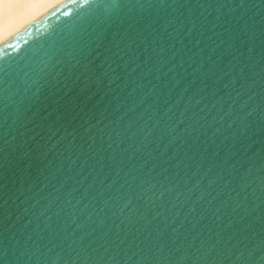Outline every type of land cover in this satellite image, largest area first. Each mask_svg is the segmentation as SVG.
Returning a JSON list of instances; mask_svg holds the SVG:
<instances>
[{"label":"snow or ice","instance_id":"obj_1","mask_svg":"<svg viewBox=\"0 0 264 264\" xmlns=\"http://www.w3.org/2000/svg\"><path fill=\"white\" fill-rule=\"evenodd\" d=\"M48 4L40 19L59 13L67 23L21 52L17 37L38 21L11 31L13 24ZM6 49L0 174L11 170L18 185L0 201V264H264V153L258 160L233 154L207 165L193 161L163 180L155 165H137L126 178H105L83 192L57 179L54 163L68 159L64 152L83 154L85 144L91 150L105 142L127 144L121 151L132 159L154 139L184 143L182 136L201 128L215 135L234 124L243 133L257 116L264 135V0H0V52ZM193 64L192 82L180 90L177 69ZM121 86L127 95L109 111L116 99L110 94ZM21 196L25 207L14 217L9 199ZM185 207L200 209V219L211 211L216 220L227 212L248 222H229L226 238L201 229L189 242L180 234L183 222L176 223ZM113 208L122 217L117 227L135 226L140 239L127 243L113 233L107 247L93 248L84 221Z\"/></svg>","mask_w":264,"mask_h":264},{"label":"water","instance_id":"obj_2","mask_svg":"<svg viewBox=\"0 0 264 264\" xmlns=\"http://www.w3.org/2000/svg\"><path fill=\"white\" fill-rule=\"evenodd\" d=\"M67 7L75 8V5L68 4ZM61 8L62 10H66L63 6H61ZM37 21V23L33 24L30 34L24 33L17 37V42L22 44L21 52L34 42L42 40L47 34L58 31L67 23L68 18L60 16L59 13H57L56 15H49L42 20L38 19ZM260 39V35L258 34L256 44L257 60H259L260 56ZM24 41H27L28 44H23ZM204 43H208V41H204ZM209 47H211L210 44ZM8 51L11 50L6 49L4 52H0V62L8 58L5 55V52ZM15 54V52H12L13 56ZM205 55H207V49H205ZM194 67L195 65L193 64L191 66H184L183 71L177 69L178 76L176 79L183 77V81L178 85L180 90L186 88L188 83L192 82L194 75L192 69ZM239 67L240 65L238 64L237 70H239ZM224 70L227 71L228 69L225 68ZM129 87L131 86L129 85ZM127 91L128 89L121 86L110 94L109 98L116 97V99L112 100V104L108 106L109 111L125 99ZM174 91L176 90L174 89ZM220 127L221 130L215 135H213L211 129L205 131L201 128L199 135L193 134L192 137L182 136L184 143H180L178 140L172 142L171 137L154 139L144 152H137L136 156L132 159H128V155L121 151V148L127 147V144L120 146L113 144L112 147H107V142H105V144L97 143L91 150L88 148V145L85 144L83 147V154L74 152L72 155H69L68 152H64V156H67L68 159L61 157L58 161H54L56 168L59 169V172L56 173V177L63 181L68 189L76 188L77 184H79L80 187L77 188V192H83L86 185H93V187H96L100 185L101 181L106 183L107 180L105 178L115 179L116 175L126 178L123 176V173L128 172L132 168H136L137 165H142L144 170L152 168L153 165H155L154 171L159 174L156 179L163 180L165 176L171 178L177 171H186L187 166L193 165V161L200 162L202 160L204 164L207 165L212 161L233 154V159L239 157L241 160L249 155L255 154V158L258 160L261 154L264 153V135H262L260 131L258 116L252 120L249 128L243 133L237 130L235 124L232 128L223 125ZM245 148L247 149L246 152ZM61 151H63V149H61ZM131 151L132 149L129 148L128 152L130 153ZM193 151H195V155L192 156V159L183 158L185 153L191 154ZM93 153H95V155H93ZM57 155H59V153ZM85 156L89 157V159H85ZM101 157H103L102 160ZM136 157L139 158L137 159ZM145 160L147 161L146 165L143 164ZM101 164L103 167H101ZM81 169H83V171H81ZM137 171H139V169H137ZM33 176L38 180H44L43 176H38L36 173H33ZM13 179L14 177H12L11 170L7 175L0 174V184H4V182L7 181L5 187L0 188V201L16 195L18 182L17 184H13ZM48 179L53 185L56 184V181L52 180L51 177ZM94 180L95 184H93ZM97 190L99 189L97 188ZM22 199V196L19 200L9 199V207L14 209V217L15 212L25 207V205L19 203ZM18 204L19 208L16 207ZM201 215L200 209H197L194 214L188 212L187 207L181 209L176 219V223L183 222V231L180 233L181 237H185L187 233L186 238L190 242L191 236L203 229V232L208 235L219 232L220 235L226 238L227 235L231 233L232 228H241L248 222L247 218L241 219L240 215L236 213L227 214L226 212L225 216L221 217V220H216L215 217L212 216L211 211H208L203 219H200ZM25 219H28V217H25ZM99 219H103L104 223L97 226ZM121 219L122 217L119 215V210L113 208L104 210L99 218L93 217L85 220V230L89 233L88 240L91 241V246L93 248H96L98 245L107 247L105 241L115 239L113 233L119 235L121 239H125L127 243H134L133 237L139 240L140 237L136 236L137 229L135 226L130 225L127 229H123L122 226L117 227L120 225ZM169 219H171V217ZM229 222H231L232 228L226 227ZM23 223L24 221L21 220L20 224L23 225ZM192 225H194V227H191ZM4 227H6V225L0 226V234L3 233ZM14 227L18 230L20 225H15ZM261 227L259 220L255 221L252 225L253 230L258 234ZM221 228L224 229L223 232H220ZM209 229H211V231H209ZM245 231H247V229H245ZM105 233H107V235H105ZM7 235L11 236L12 230H9Z\"/></svg>","mask_w":264,"mask_h":264},{"label":"bare ground","instance_id":"obj_3","mask_svg":"<svg viewBox=\"0 0 264 264\" xmlns=\"http://www.w3.org/2000/svg\"><path fill=\"white\" fill-rule=\"evenodd\" d=\"M51 7H52L51 4L38 6L37 7V10H35L34 12H32L30 15L26 16L23 19H18L17 21H15V23L13 24V26L11 28V31H15L17 28H22L30 20H38V19H40V17L44 13V11L47 8H51ZM7 35H8V30L6 28L5 38H7Z\"/></svg>","mask_w":264,"mask_h":264}]
</instances>
